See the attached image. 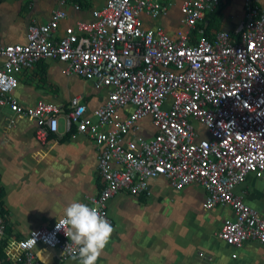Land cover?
<instances>
[{"label":"built area","instance_id":"built-area-1","mask_svg":"<svg viewBox=\"0 0 264 264\" xmlns=\"http://www.w3.org/2000/svg\"><path fill=\"white\" fill-rule=\"evenodd\" d=\"M222 1L106 0L88 19H71L85 1L57 0L46 22L28 25L25 43H0V109L10 125L32 121L39 143L59 135L60 119L64 132L92 142L101 186L88 205L110 223L117 193L147 196L148 181L163 178L176 191L201 187L205 210L230 208L217 233L227 246H264V215L234 191L250 176L264 182V6L244 0L242 20L225 30L210 24ZM173 8L174 32L147 25ZM42 60L102 93L97 105L78 96L65 107L21 105L13 95L19 76ZM144 119L154 128L148 138L136 136ZM63 218L16 238L0 211V264L78 260Z\"/></svg>","mask_w":264,"mask_h":264},{"label":"crops","instance_id":"crops-1","mask_svg":"<svg viewBox=\"0 0 264 264\" xmlns=\"http://www.w3.org/2000/svg\"><path fill=\"white\" fill-rule=\"evenodd\" d=\"M0 1L3 45L25 43L28 25L46 22L57 2ZM25 1L31 5L21 8ZM84 1L80 11L69 10L71 19L79 18L77 15L83 16L79 19H88L90 9L101 7L106 0ZM232 1L221 2L225 7L217 18L219 28L232 30L242 20L244 0L238 4ZM176 10L173 8L158 22L156 19L147 25L174 32L178 27ZM226 15L232 19L228 23L227 18L220 21ZM61 70L62 65L52 60L38 62L19 76L13 95L23 106L44 100L65 107L75 96L81 97L89 109L97 105L102 93H95L76 76H64ZM36 78H41L40 87ZM10 117L7 109H0V190L7 220L5 230L22 238L64 217V208L74 200L89 204L101 183L96 174V149L86 136L74 130L64 132L60 119L59 135L42 144L35 139L32 121L15 118V124L10 125ZM153 129L151 121L144 119L139 122L136 136L148 138ZM260 181L250 176L234 191L264 215V201L253 203L257 195L252 185ZM261 183L264 197V182ZM204 197V190L197 185L176 191L163 178L148 181L147 196L117 193L107 204L114 232L97 264H264L263 245L246 242L235 249L217 237L223 221L232 218V212L227 206L203 209ZM232 254L236 257L232 258ZM62 264H79V260L69 259Z\"/></svg>","mask_w":264,"mask_h":264},{"label":"clouds","instance_id":"clouds-1","mask_svg":"<svg viewBox=\"0 0 264 264\" xmlns=\"http://www.w3.org/2000/svg\"><path fill=\"white\" fill-rule=\"evenodd\" d=\"M60 225L76 249L79 264H97L114 232L111 223L97 207L75 200L64 208Z\"/></svg>","mask_w":264,"mask_h":264},{"label":"rangeland","instance_id":"rangeland-1","mask_svg":"<svg viewBox=\"0 0 264 264\" xmlns=\"http://www.w3.org/2000/svg\"><path fill=\"white\" fill-rule=\"evenodd\" d=\"M233 1H235V3L236 4H238V3H240V1L241 0H233ZM232 1V2H233ZM28 2V3H27ZM260 3L261 4H263L264 5V0H260ZM232 4V3H231ZM28 5V7H29V5H31V3H30V1H25L24 2V4H23V2H21V8H24L25 6H27ZM77 17H79V18H83V16H79V15H77ZM227 18V19H226ZM226 19V20H225ZM228 19H232V18H228V15H226L224 18H220V21H223V20H225V22H227L228 23ZM159 21V19L158 20H156V22H158ZM221 24L220 23H217V26L219 27ZM223 26H224V24H223ZM36 80H37V83H36V85H38L39 87L42 85L41 83L42 82H40L41 81V78H36ZM44 83V82H43ZM43 85H46V83L45 84H43ZM259 181V180H258ZM260 185V186H259ZM253 190H254V194H256L257 196H255L254 197V205H258L259 204V201H260V204L264 201V197H263V192H262V183H261V181H260V183L259 184H256V183H254L253 185ZM262 206H264V203H262ZM224 213H226V211H224ZM59 219V218H58ZM57 220V219H56ZM73 260H75V259H73Z\"/></svg>","mask_w":264,"mask_h":264},{"label":"trees","instance_id":"trees-1","mask_svg":"<svg viewBox=\"0 0 264 264\" xmlns=\"http://www.w3.org/2000/svg\"><path fill=\"white\" fill-rule=\"evenodd\" d=\"M224 7H225V5L220 3L219 6H217L215 8V10L213 11V13L210 15L211 27H212V25L217 27V23H218L217 18L220 17V13ZM2 196H3V192H2V190H0V211L1 212L4 211V208L2 206Z\"/></svg>","mask_w":264,"mask_h":264}]
</instances>
